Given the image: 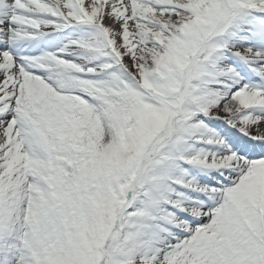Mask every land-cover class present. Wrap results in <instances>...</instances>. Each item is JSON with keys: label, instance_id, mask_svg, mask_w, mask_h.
<instances>
[{"label": "snow or ice", "instance_id": "1", "mask_svg": "<svg viewBox=\"0 0 264 264\" xmlns=\"http://www.w3.org/2000/svg\"><path fill=\"white\" fill-rule=\"evenodd\" d=\"M0 264H264V0H0Z\"/></svg>", "mask_w": 264, "mask_h": 264}]
</instances>
